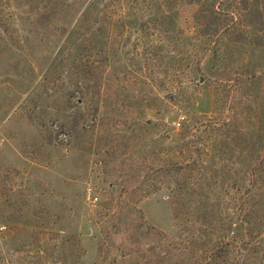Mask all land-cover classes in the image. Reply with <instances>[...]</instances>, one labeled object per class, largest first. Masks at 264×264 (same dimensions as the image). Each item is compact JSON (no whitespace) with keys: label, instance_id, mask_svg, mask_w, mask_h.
Here are the masks:
<instances>
[{"label":"rangeland","instance_id":"rangeland-1","mask_svg":"<svg viewBox=\"0 0 264 264\" xmlns=\"http://www.w3.org/2000/svg\"><path fill=\"white\" fill-rule=\"evenodd\" d=\"M190 1L0 0V264H264V0Z\"/></svg>","mask_w":264,"mask_h":264},{"label":"trees","instance_id":"trees-1","mask_svg":"<svg viewBox=\"0 0 264 264\" xmlns=\"http://www.w3.org/2000/svg\"><path fill=\"white\" fill-rule=\"evenodd\" d=\"M171 1V0H168ZM201 0H192L190 1V3H196L199 5ZM240 0H212V4L209 7L210 9L208 10V12H214L216 15H220L221 13L224 14L225 19L223 18V20H225V23L223 25H221V28H213L211 29V31L209 32V36L213 39V54L215 59H217L219 57V53L221 48L224 46L225 40L230 38L233 34H237V30H238V22L235 19V14H236V5H238ZM224 3H228L227 6H225L224 8L223 5ZM190 187L187 186L186 184L180 185L178 188V193L176 194V204L174 205L175 207H179L180 211H183V208L186 206V202L187 199H190ZM139 212H142L141 210H138ZM185 212H187V214L189 213V211L184 210ZM174 215H178L179 211L177 212V210H175ZM175 216V217H176ZM181 221V220H180ZM177 221V219L174 218V222H173V226L174 227H179L180 224H182V222ZM234 222L232 221L230 224V232H231V227H233ZM149 227V226H148ZM152 227V226H151ZM248 229H250V235H253V230L255 229L253 227V223L250 222L248 225ZM153 229H155L154 227H152ZM233 232V231H232ZM235 235V233H234ZM195 237V236H194ZM218 239V238H217ZM213 244L214 246H218L221 243L225 242V240H223L221 237H219L218 240H213ZM258 252L256 253H261V251L258 249ZM264 254V253H262ZM203 261L205 264H219V262L217 261V256L214 254L213 251L205 252V255L203 256V254H201Z\"/></svg>","mask_w":264,"mask_h":264},{"label":"built area","instance_id":"built-area-1","mask_svg":"<svg viewBox=\"0 0 264 264\" xmlns=\"http://www.w3.org/2000/svg\"><path fill=\"white\" fill-rule=\"evenodd\" d=\"M97 200H98V197H95L94 201H97ZM2 229H5V227H2Z\"/></svg>","mask_w":264,"mask_h":264}]
</instances>
